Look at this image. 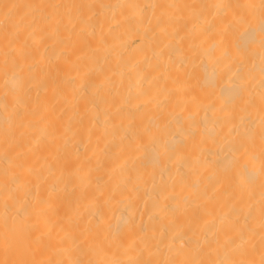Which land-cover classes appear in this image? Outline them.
<instances>
[{
  "label": "bare ground",
  "instance_id": "1",
  "mask_svg": "<svg viewBox=\"0 0 264 264\" xmlns=\"http://www.w3.org/2000/svg\"><path fill=\"white\" fill-rule=\"evenodd\" d=\"M0 264H264V0H0Z\"/></svg>",
  "mask_w": 264,
  "mask_h": 264
}]
</instances>
